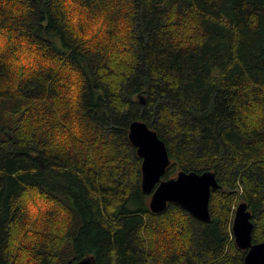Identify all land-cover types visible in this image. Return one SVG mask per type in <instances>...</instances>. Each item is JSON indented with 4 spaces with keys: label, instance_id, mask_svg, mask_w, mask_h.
<instances>
[{
    "label": "trees",
    "instance_id": "trees-1",
    "mask_svg": "<svg viewBox=\"0 0 264 264\" xmlns=\"http://www.w3.org/2000/svg\"><path fill=\"white\" fill-rule=\"evenodd\" d=\"M136 120L210 222L151 212ZM241 202L264 242V0H0V264H244Z\"/></svg>",
    "mask_w": 264,
    "mask_h": 264
},
{
    "label": "water",
    "instance_id": "water-1",
    "mask_svg": "<svg viewBox=\"0 0 264 264\" xmlns=\"http://www.w3.org/2000/svg\"><path fill=\"white\" fill-rule=\"evenodd\" d=\"M129 140L137 149L142 160L141 188L150 196L149 207L152 213L165 212L169 204L179 206L200 222L208 223L212 191L221 188L217 176L212 171L198 173L180 171L171 179H164L171 165L166 143L156 131L143 121H133L129 127ZM254 225L252 213L247 203H240L233 220L232 232L239 249L247 252L244 264H264V242L253 243ZM76 264H97L95 257H87Z\"/></svg>",
    "mask_w": 264,
    "mask_h": 264
},
{
    "label": "rangeland",
    "instance_id": "rangeland-1",
    "mask_svg": "<svg viewBox=\"0 0 264 264\" xmlns=\"http://www.w3.org/2000/svg\"><path fill=\"white\" fill-rule=\"evenodd\" d=\"M241 203H242V202H241ZM239 204H240V203H239ZM239 204H238V205H239ZM32 205H33V204L31 203V200L28 201V207H29V209H30V208L32 209Z\"/></svg>",
    "mask_w": 264,
    "mask_h": 264
}]
</instances>
